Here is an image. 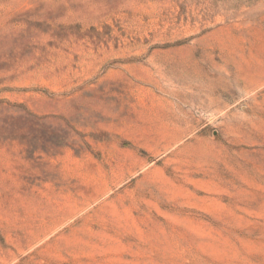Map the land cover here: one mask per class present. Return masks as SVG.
I'll return each mask as SVG.
<instances>
[{
    "label": "rangeland",
    "instance_id": "1",
    "mask_svg": "<svg viewBox=\"0 0 264 264\" xmlns=\"http://www.w3.org/2000/svg\"><path fill=\"white\" fill-rule=\"evenodd\" d=\"M0 264H264V0H0Z\"/></svg>",
    "mask_w": 264,
    "mask_h": 264
}]
</instances>
